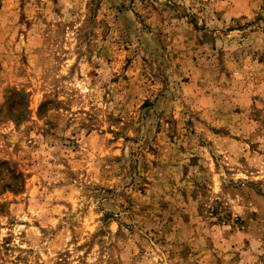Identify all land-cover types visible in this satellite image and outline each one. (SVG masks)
I'll list each match as a JSON object with an SVG mask.
<instances>
[{
	"label": "rangeland",
	"instance_id": "1",
	"mask_svg": "<svg viewBox=\"0 0 264 264\" xmlns=\"http://www.w3.org/2000/svg\"><path fill=\"white\" fill-rule=\"evenodd\" d=\"M69 4H83L82 24L79 9ZM124 7L115 0H64L63 4L61 0H0V40L7 31L18 44L31 45L23 50L21 63L35 62L29 50L35 53L47 44L60 51L62 44L61 55L68 64L63 79L71 84L74 78L83 86L86 75L89 89L96 87L100 77L101 65L93 66V56L110 66L116 63L125 80L147 75L148 61L141 57L134 67L127 46L118 49L113 44L115 60L104 56ZM169 7L174 13L179 8L176 4ZM65 8L75 19L64 18ZM200 11L184 10L174 17L187 25L183 43L194 51L210 50L217 54L218 64L235 67V51L230 57L219 45L233 33H242L243 26L214 13L217 22L227 25L218 29L200 19ZM85 56L86 72L81 65ZM55 59L60 61L59 56ZM253 59L264 64V56ZM233 78L238 81L241 76L236 73ZM187 81L185 77L186 86ZM111 83L118 84L119 78L112 77ZM106 88L102 84L98 89L99 104L87 99V92L77 95L79 88L72 90L67 103L45 99L46 93L25 95L15 84L4 90L7 99L0 106V264H124V251L130 244L140 248L147 241L148 247H171L167 243L171 236L181 230L187 235L192 228H202L204 236L186 241L176 250L178 258L189 260L194 248L202 246L201 264H264V255L250 253L253 245L264 247L260 92L241 96L223 114L218 109L221 101L210 96L193 113L182 108L167 118L161 113L149 142L138 134L145 117L138 116L133 125L120 115H103L109 103ZM148 105L145 96L139 108ZM57 111L71 115L44 120ZM201 111L202 115L195 114ZM33 117L40 121L39 127L31 123ZM241 127L243 132L238 133ZM161 136L165 158L171 148L183 159L179 172L175 173L173 164L175 175L162 182L154 172ZM85 148L92 153L89 166L77 167ZM45 158L47 164L36 168ZM44 171L51 183L39 175ZM167 255L171 258L176 253ZM196 256L201 252L196 251Z\"/></svg>",
	"mask_w": 264,
	"mask_h": 264
},
{
	"label": "clouds",
	"instance_id": "2",
	"mask_svg": "<svg viewBox=\"0 0 264 264\" xmlns=\"http://www.w3.org/2000/svg\"><path fill=\"white\" fill-rule=\"evenodd\" d=\"M115 2H122L125 7L119 20L114 24L113 34L105 45L104 56H112L115 60L114 52L117 49L113 48V44L117 45L118 49L127 46L129 55L133 57L134 67L141 63V57L148 61L151 68L149 71L148 66H145L147 75L129 77L125 80L122 70L118 69L116 63L110 66L105 59L93 56V66L96 63L101 65L96 87L91 89L87 87L86 75L83 86L75 82L74 78L69 84L68 80L63 79L67 75L68 64L61 55L62 44L58 45L60 51L47 44L42 45L35 53L29 50L28 54L35 62L21 63L23 50L31 49V45L18 44L9 38V33L6 31L3 39L0 40V106L6 103L7 96L4 90L12 84H15L17 90L23 89L25 95L28 92L33 96L37 93H46L45 99H55L57 102L64 100L65 103L72 90L79 88L77 95L87 92V99H91L94 104L100 103L98 91L100 85L107 84L104 91L109 97V103L104 105L106 111L103 115L107 113L120 115L133 125L138 116L145 117L140 120L138 134L149 142L155 136V125L161 113L165 118L181 108L184 112L193 113L196 109L202 108L201 101L205 96L221 101L218 109L223 114L229 107L239 102L241 96H250L259 91L261 102H258L257 107L264 109V64L258 65L253 59L255 57L258 60L264 56V0H143V3L141 0H135L134 3L133 0H115ZM63 3L64 0H61V4ZM169 4L178 5L177 12L174 13ZM67 7L79 9L77 16L82 24L83 4H69ZM184 10L190 12L202 10L199 12L200 19L209 20L210 26H216L218 29L227 25L217 22L214 13L222 14L228 23L243 26L242 33H233L223 45H219L228 50L230 57L232 51H235V60L238 61L235 67L228 68L222 63L218 64L217 54L210 50L194 51L190 44L183 43L182 37L187 38L185 35L187 25L183 20L174 17L182 14ZM64 12L66 20L75 19L67 14V8ZM112 15L109 14V22H112ZM15 30L12 28L11 32L14 33ZM116 33H119V36ZM68 47L71 48V43ZM194 54L196 61L192 62ZM68 55L73 57L74 54L69 51ZM57 56L60 57V61L55 59ZM81 65L82 70L86 72L87 56L81 60ZM236 73L241 76L238 81L233 78ZM153 76L155 80L151 78ZM112 77H118L119 83L112 84ZM185 77L188 78L187 86L184 82ZM153 84L156 85L155 88ZM61 89L65 91L61 92ZM145 96L149 97V105L140 109L139 105ZM157 96L160 99H156ZM41 111L43 112V107ZM195 114L199 116L203 112H195ZM69 115L71 113L57 111L43 118L44 120L67 119ZM31 123L37 127L40 125V121L35 120L34 117ZM237 131L241 133L243 128ZM162 141L163 136L157 138V147L161 148V151L156 155L154 170L161 182L166 176H174L178 173L183 162L182 157L171 148L167 149L170 155L165 158L166 149L161 147ZM81 144L83 146V141ZM80 155L83 159L76 166L88 167L92 153L85 148ZM56 159L59 160L60 157ZM46 164L47 158L36 164V168H43ZM173 164L176 165L175 173L172 170ZM39 175L49 183L52 182L47 171ZM177 186L182 187L178 180ZM41 195L43 196L44 193L42 192ZM202 236H204L202 228H192L187 235L181 230L171 236L167 241L171 247H163V244L161 247L155 244L148 247L145 241L140 244V248H137L136 244L132 243L124 251V264H201L202 246L194 248L192 258L189 260L178 258L179 253L176 250L182 248L186 241L191 243L192 240H198ZM142 250H144L143 254H141ZM196 251H200L201 256H196ZM168 252H174L176 255L170 258ZM250 253L254 256L264 255V247L253 245Z\"/></svg>",
	"mask_w": 264,
	"mask_h": 264
}]
</instances>
